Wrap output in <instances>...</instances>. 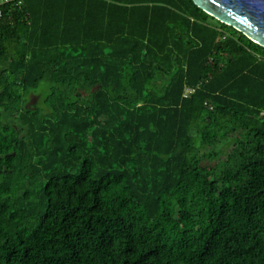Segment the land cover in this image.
<instances>
[{"label": "trees", "instance_id": "obj_1", "mask_svg": "<svg viewBox=\"0 0 264 264\" xmlns=\"http://www.w3.org/2000/svg\"><path fill=\"white\" fill-rule=\"evenodd\" d=\"M0 264H264V46L193 0L7 5Z\"/></svg>", "mask_w": 264, "mask_h": 264}, {"label": "water", "instance_id": "obj_2", "mask_svg": "<svg viewBox=\"0 0 264 264\" xmlns=\"http://www.w3.org/2000/svg\"><path fill=\"white\" fill-rule=\"evenodd\" d=\"M216 19L264 46V0H193Z\"/></svg>", "mask_w": 264, "mask_h": 264}, {"label": "built area", "instance_id": "obj_3", "mask_svg": "<svg viewBox=\"0 0 264 264\" xmlns=\"http://www.w3.org/2000/svg\"><path fill=\"white\" fill-rule=\"evenodd\" d=\"M22 0H0V15L3 13V9L7 6V5H18L21 4ZM192 92L193 89H188L184 95H187L189 92Z\"/></svg>", "mask_w": 264, "mask_h": 264}]
</instances>
